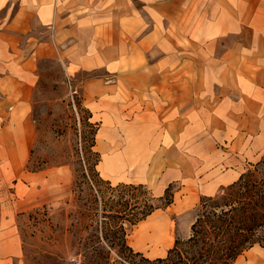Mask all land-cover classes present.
Returning <instances> with one entry per match:
<instances>
[{
    "label": "crops",
    "instance_id": "0c3cea01",
    "mask_svg": "<svg viewBox=\"0 0 264 264\" xmlns=\"http://www.w3.org/2000/svg\"><path fill=\"white\" fill-rule=\"evenodd\" d=\"M110 2L112 0H101L95 10L105 9ZM190 8L195 23L199 22L201 35L210 32L227 36L226 45L230 50L224 73L220 75L214 70L212 62L217 59L212 58L210 70L206 72L210 80L225 78L219 97L210 101L202 97L187 98L185 71L179 68L176 80L170 74L138 73L137 85L131 87L136 93L137 105L130 110L125 109L127 97L120 92L114 94L115 85L110 82L89 84L95 93L102 95L87 106L91 119L98 118L100 123L97 135L107 122L116 126L113 135L119 140L141 135L149 140L151 162L148 161L143 173L140 169L138 173L148 177L150 167L160 164L161 194L170 183L190 181L196 171L205 190L203 195H212L239 177L244 170H241V159H229L217 146V141L210 139L209 131L206 142L197 149L199 154L187 158L185 139L190 126L210 125L211 117L226 120V110L242 111L239 123L247 126L251 108L264 110V0H193ZM78 12L81 9L74 10L71 0H0V187L13 186V200L9 202L12 214L21 211L23 204L32 206L58 198L50 187V174L27 170L36 135L33 97L39 80V61L54 58L73 70L104 66L111 72H119L123 61H134L137 56V47L132 50L127 46L122 52L126 43L121 42L119 26L109 35L101 36L97 25L100 13L90 12V23H87ZM131 21L134 28L131 36L135 37L136 12ZM88 25L87 38L83 31ZM142 93L147 94L146 104H142ZM233 94H237L238 99ZM191 99L194 100L192 114L187 113V102ZM206 102H210L209 105H205ZM201 110L213 112L200 122ZM129 115L131 121L127 118ZM137 126L140 131L134 135L131 128ZM244 133L242 131V136ZM201 138L200 135L198 139ZM104 153L114 154L112 151ZM22 251L21 245V254ZM19 254L16 245L9 247L0 254V262L12 264ZM233 264H264V246L254 245Z\"/></svg>",
    "mask_w": 264,
    "mask_h": 264
},
{
    "label": "rangeland",
    "instance_id": "374dc122",
    "mask_svg": "<svg viewBox=\"0 0 264 264\" xmlns=\"http://www.w3.org/2000/svg\"><path fill=\"white\" fill-rule=\"evenodd\" d=\"M71 1L74 10L81 9L77 15L87 23H90V12L100 13L97 17L99 35H109L114 27L119 26L121 42L126 43L122 52L127 46L132 50L137 47V56L133 58L134 61H123L119 72H111L104 66L73 70L70 65L67 68L63 61L54 58L39 61V80L33 97L36 135L27 170L45 172L46 176L50 174V187L56 191L58 198L32 206L23 204L21 211L12 214L9 202L13 200V186L0 187V254L16 245L20 254L12 264H21V259L23 264H72L71 257H77L84 264V242L92 231L85 204L92 191L88 185L89 178L86 177L88 173L96 174L97 170L101 177L109 179L113 185L121 181L144 182L156 195L161 194L160 164L150 167L151 174L148 177L138 173L137 166L129 165L117 178L103 174L100 162L94 165L97 158L94 151H100L101 159L104 154L97 144L91 147L95 127L93 123L98 118H90L87 104L94 103L95 98L102 94L95 93L90 83L104 85L110 82L115 85L114 94L120 92L127 97V110L137 105L136 93L131 87L137 85L138 73L170 74L176 80L180 68L185 71L187 98L193 96L197 99L202 97V100H215L223 89L221 84L225 78L220 76L217 81L210 80L206 72L210 70L209 60L212 58L217 59V62H212L214 70L220 75L224 73L230 50L226 45L227 36L210 32L201 35L197 26L199 22L195 23L190 8L193 0H112L100 11L95 10V5L101 0ZM135 12L139 23L136 36L132 37L131 31L134 32V28L131 20ZM89 25L83 31L87 38L90 34ZM85 43H88L87 39ZM233 96L238 99L237 94ZM146 99L147 94L142 93V104L147 103ZM191 100L187 102V113L190 114L194 113V100ZM209 112L213 111L201 110L199 121H205ZM225 112L226 120L211 117L210 125L190 126L184 152L187 158L194 157L199 145L206 142L209 131L210 139L217 141V146L225 151L229 159H241L243 170L248 161L256 162L262 156L264 158V110L250 109L249 126L239 123L242 111L230 109ZM127 118L130 121L132 119L130 115ZM242 131L245 132L243 136ZM200 135L202 138L198 139ZM176 186L178 191L169 207L158 209L140 221L155 217L165 224L170 237L167 250L173 246L177 237L189 235L194 219L192 209L205 192L196 171L190 181H177ZM134 192L137 197H141L139 190ZM97 207L100 209L99 205ZM139 223L129 229V236ZM129 236L128 242L131 245Z\"/></svg>",
    "mask_w": 264,
    "mask_h": 264
},
{
    "label": "trees",
    "instance_id": "16d2710c",
    "mask_svg": "<svg viewBox=\"0 0 264 264\" xmlns=\"http://www.w3.org/2000/svg\"><path fill=\"white\" fill-rule=\"evenodd\" d=\"M93 125L91 147L97 144L100 123ZM94 153L97 165L101 154ZM87 176L92 191L85 204L92 231L84 242V264H233L254 245L264 246V158L248 162L239 177L217 193L201 195L192 209L189 235L177 237L165 255L156 257L129 244V229L158 209L169 207L178 189L176 183L156 195L143 182L113 185L97 170ZM135 190L140 191V198Z\"/></svg>",
    "mask_w": 264,
    "mask_h": 264
},
{
    "label": "bare ground",
    "instance_id": "6f19581e",
    "mask_svg": "<svg viewBox=\"0 0 264 264\" xmlns=\"http://www.w3.org/2000/svg\"><path fill=\"white\" fill-rule=\"evenodd\" d=\"M115 127L114 124L109 125L105 122L97 135V147L102 152L112 151L114 153L112 156L104 153L105 156L99 163L103 174L117 178L129 165L137 166L140 169L139 172L143 173L150 160L149 140L144 135L135 136L129 140H119L113 135ZM139 131L138 126L131 128L134 135H137ZM129 237L131 245L137 250L146 252L148 256H163L167 253L170 240L168 229L155 217L140 222Z\"/></svg>",
    "mask_w": 264,
    "mask_h": 264
},
{
    "label": "built area",
    "instance_id": "2783aa9c",
    "mask_svg": "<svg viewBox=\"0 0 264 264\" xmlns=\"http://www.w3.org/2000/svg\"><path fill=\"white\" fill-rule=\"evenodd\" d=\"M72 264H82L81 260L77 257H71Z\"/></svg>",
    "mask_w": 264,
    "mask_h": 264
}]
</instances>
